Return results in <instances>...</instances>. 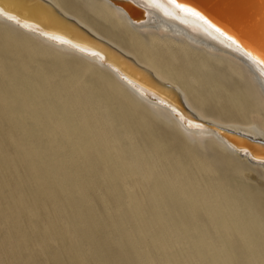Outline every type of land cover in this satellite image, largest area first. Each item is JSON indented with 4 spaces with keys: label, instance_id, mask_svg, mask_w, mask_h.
I'll list each match as a JSON object with an SVG mask.
<instances>
[{
    "label": "bare ground",
    "instance_id": "obj_1",
    "mask_svg": "<svg viewBox=\"0 0 264 264\" xmlns=\"http://www.w3.org/2000/svg\"><path fill=\"white\" fill-rule=\"evenodd\" d=\"M35 1L0 0L8 224L74 264H264V0Z\"/></svg>",
    "mask_w": 264,
    "mask_h": 264
},
{
    "label": "rangeland",
    "instance_id": "obj_2",
    "mask_svg": "<svg viewBox=\"0 0 264 264\" xmlns=\"http://www.w3.org/2000/svg\"><path fill=\"white\" fill-rule=\"evenodd\" d=\"M88 17H89V19L92 21V23H93V25L99 30V31H101L104 35H106V36H109V37H112V35H113V38H116V39H118V40H121V41H123L125 44H127L129 47H131V48H133L135 51H137V54H140V56L142 55V57H144V58H147L148 59V57H149V59L150 60H152V61H154V62H159V63H161L162 65H163V67H162V70L163 71H166V72H168V71H170V72H172V70L175 72V74H180V71L181 70H183V69H187L188 68V65L187 64H185L184 62H185V59H183V57L182 56H176V57H174V56H172L171 54H167V52L166 51H164L162 48H160V47H157L156 49H154V50H149V49H146V48H144V47H142L141 45H139V44H135V43H133V42H135V40H133L132 38H130V36L129 35H124V34H122V33H120L119 31H116L115 29H113L109 24H107V23H105L104 22V20H102V19H100V18H97V17H94L93 15H91V14H88ZM96 22V24H94V22ZM98 25V26H97ZM128 38V39H127ZM133 44H135V45H133ZM135 46V47H134ZM138 46H139V49H138ZM141 46V47H140ZM137 47V48H136ZM141 48H143V49H141ZM143 50L145 51V52H143ZM166 52V53H165ZM143 53V54H142ZM148 53V54H147ZM154 53V54H153ZM163 53H165V54H163ZM147 56H146V55ZM149 55V56H148ZM165 55V56H164ZM153 56H154V59H153ZM158 58H157V57ZM159 57H161V58H159ZM165 60H164V59ZM173 58H177V60L176 59H173ZM155 59H158V61L157 60H155ZM163 59V60H162ZM167 60V61H166ZM176 60V61H175ZM162 61H164V62H162ZM178 61V62H177ZM167 62H169V63H171V64H169V63H167ZM181 62V63H180ZM186 66H185V65ZM175 67H174V66ZM182 65V66H181ZM178 66V67H177ZM167 67H169V68H167ZM177 67V68H176ZM171 68H172V70H171ZM207 86L205 85V86H203L202 88L201 87H199L198 89H200V90H198L197 89V91H198V94L200 95V96H204V97H207V95L209 94V87H207ZM206 88V89H205ZM204 91V92H203ZM207 91V92H206ZM3 138H5V137H2V141L5 143V147H6V150L8 151H10L11 149H12V147H11V145L10 144H8V141L7 140H4ZM3 193H5V192H3ZM3 193H1L0 192V195L1 194H3ZM93 194H94V192H93ZM92 194V195H93ZM41 201V200H40ZM38 202V205L36 206V209H37V211L41 214V213H45L46 212V210H48L50 207H51V203L48 201V200H46V199H44L42 202L43 203H41V202ZM6 201H1L0 202V218H2V220L0 219V221H3V222H0V258H1V260H0V263L2 264H14L15 263V259L17 260L16 261V263L15 264H28V262L30 263V264H35V261H36V264H74V263H72V257L73 256H71V253H72V251L70 252V253H63L61 250H58V246H57V244H55L53 241H48V240H46V239H43V238H41L40 237V231L39 230H37V229H35V228H38V227H43V226H45V225H43L45 222L47 223V221H43L44 223H42L41 222V220L39 219V220H37V222L35 223V224H33V226L31 225V224H29L28 222L26 223V221L23 223V225L21 226V228L24 230L23 232L22 231H17L11 224H8V215L10 216L12 213H10V212H12V210H10L9 208H11L10 206H8V203L6 202ZM42 204V205H41ZM45 206H44V205ZM41 206V207H40ZM41 208V209H40ZM43 208H44V210H43ZM98 210V209H97ZM10 213V214H9ZM5 216H7V217H5ZM5 217V218H4ZM7 218V219H6ZM4 219V220H3ZM6 220V221H5ZM3 223H4V226H3ZM7 223V224H6ZM27 224H28V226L30 227V229L28 228V226H27ZM48 224V223H47ZM7 225V226H6ZM3 226V227H2ZM1 228H2V230H1ZM27 228V229H26ZM5 230V231H4ZM9 231V233H7L6 231ZM3 231V232H2ZM33 231V232H32ZM27 232H28V234H27ZM21 233V234H20ZM33 233V234H32ZM12 234V235H11ZM17 234V235H16ZM23 234V235H22ZM19 235V236H18ZM20 235L22 236V238L20 237ZM28 237H27V236ZM7 236H8V238H7ZM11 236V238H9ZM16 236V237H15ZM39 238H38V237ZM13 237V238H12ZM32 237V238H31ZM29 238V239H28ZM41 238V239H40ZM3 239H5V240H3ZM10 241H9V240ZM16 239V240H15ZM38 239V240H37ZM43 239V240H42ZM14 240V241H13ZM20 240V241H19ZM24 240V241H23ZM34 242H33V241ZM36 240V241H35ZM40 240V241H39ZM64 241H65V243H66V240H67V238H64L63 239ZM8 241V242H7ZM15 241H16V243H15ZM17 241H18V243H17ZM33 243H32V242ZM44 241V242H43ZM19 242H20V244H19ZM4 243V244H3ZM9 245H8V244ZM12 243H15V245L14 244H12ZM22 243H24V245L22 244ZM30 243V244H29ZM38 245H37V244ZM41 243V244H40ZM40 244V245H39ZM2 245H4V247L2 246ZM13 246V247H11V246ZM30 245V246H29ZM56 245V246H55ZM9 246V247H8ZM22 246V247H21ZM29 247V250H23V248L24 247ZM33 249H32V248ZM8 248H11V249H13V250H11V249H8ZM16 248V249H15ZM18 248V249H17ZM48 248V249H47ZM2 249V250H1ZM5 249V250H4ZM23 251H22V250ZM19 250V251H18ZM34 250H36V251H34ZM67 250H69V249H67ZM16 251V252H15ZM25 251V252H24ZM31 251V252H30ZM32 251H33V253H32ZM37 251H38V253H37ZM40 251V252H39ZM56 251H57V253H56ZM61 253H60V252ZM24 252V253H23ZM44 252V253H43ZM54 252V253H53ZM3 253V254H2ZM19 253H20V255H19ZM36 253V254H35ZM53 253V254H52ZM14 256H12V255ZM33 254H35L33 257H32V255ZM68 255L69 257H67L66 255ZM4 255V256H3ZM63 255V256H62ZM73 255V254H72ZM14 258H12V257ZM28 256H29V259H27V260H25L26 258H28ZM67 258H66V257ZM19 257V258H18ZM35 257V258H34ZM42 257V258H41ZM70 257H71V259H70ZM87 257H88V261H89V263L90 264H92V256H88L87 255ZM10 258V259H9ZM20 258H22V259H20ZM32 258V259H31ZM40 258H41V261H40ZM7 259V260H6ZM34 259V260H33ZM36 259V260H35ZM70 260V261H69ZM7 261V262H6ZM22 261V262H21Z\"/></svg>",
    "mask_w": 264,
    "mask_h": 264
},
{
    "label": "water",
    "instance_id": "obj_3",
    "mask_svg": "<svg viewBox=\"0 0 264 264\" xmlns=\"http://www.w3.org/2000/svg\"><path fill=\"white\" fill-rule=\"evenodd\" d=\"M23 1H27V0H23ZM30 1H32V3H35V2H36L35 0H30ZM32 3H31V4H32ZM51 8H52V7H51ZM50 12H51L52 14H55L56 17L61 18V15L57 12V10H56L55 8H52ZM73 27H74L75 29L81 31V29H80L78 26L75 25V26H73ZM105 49H108V48H105ZM108 50H109V52L112 53V55H115V56H119V57H120V55L118 54V51H117V50H115V49H113V48L108 49ZM120 58H121V62H123V63L126 62V58H125V56H121ZM121 70H122V71H125L124 68H121ZM139 70H140V69H139ZM140 71H141V70H140ZM145 74L150 78L151 81H153V82L156 83V80L153 78V75H152L150 72L145 71ZM163 89H167L168 91H172V92L176 93V95L180 98V96H179V94L177 93V91H175L173 88H171V87H169V86H164ZM163 89H162V90H163ZM190 116H191V115H190ZM211 128H213V127L211 126ZM213 129L217 130L219 133H221V135H223L224 137H226V138L229 139L230 141H233V142L236 141V137H234L235 134H232V133H229V132H227V131H224L223 129H218V128H213ZM257 145H261V146L264 147V144H263V143H257Z\"/></svg>",
    "mask_w": 264,
    "mask_h": 264
},
{
    "label": "snow or ice",
    "instance_id": "obj_4",
    "mask_svg": "<svg viewBox=\"0 0 264 264\" xmlns=\"http://www.w3.org/2000/svg\"><path fill=\"white\" fill-rule=\"evenodd\" d=\"M190 11V10H189Z\"/></svg>",
    "mask_w": 264,
    "mask_h": 264
}]
</instances>
